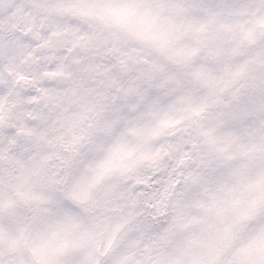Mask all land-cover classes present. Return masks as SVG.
<instances>
[{
  "label": "rangeland",
  "instance_id": "rangeland-1",
  "mask_svg": "<svg viewBox=\"0 0 264 264\" xmlns=\"http://www.w3.org/2000/svg\"><path fill=\"white\" fill-rule=\"evenodd\" d=\"M63 1L36 6L40 13H49L42 15L51 17L47 24L53 38L49 41L39 33V21L35 22L34 16L23 11L16 0H0V64L11 78L30 76V70H36L32 67L20 73L18 69L26 65L25 59L34 61L27 44L30 39L25 35L30 22L45 60L51 57L47 50L69 49L77 43L75 27L68 25L76 10L86 16L84 23L91 26L93 37L98 23L102 24L99 27L104 37H99L101 41L78 65L95 76L96 65L112 62L109 51L115 61L127 57L149 63L148 78H144L143 66L140 70L134 68L138 73L134 91L136 86H148L147 100L152 104L137 103L140 97L147 101L142 95L135 101L129 97L121 103L130 111L131 123L127 124L134 137L133 145L127 124L123 128L115 116L98 113L110 100L109 109H116L112 90L92 97L88 139L79 135L85 121L82 112L60 104L61 90L54 92L53 97L42 91L40 105L44 113L31 115L40 122L35 127L26 126L20 114L12 115L11 125L20 132L18 138L24 147L32 148L35 135L40 132L47 143L54 138L57 149L51 155L65 157L62 165L60 160L51 164L53 173L60 177L45 181L41 168L47 155L40 153L32 161L33 154L20 151L19 159L7 143L15 145V150L23 146L14 144L10 134L0 135V167L5 166L12 174L18 198L17 203L6 202L3 206L12 213L20 204L17 216L9 224L11 230L0 217V264H264V0L246 4L244 0H208L222 2V11H216L214 6L207 10V5L202 6L204 0H199V4L184 0ZM54 10H59L56 15ZM167 10L172 11V17ZM57 15L64 17L62 22L57 21ZM246 20L258 24L259 28L254 27L257 34L250 32ZM110 21L119 26L112 22V28L107 24ZM12 26L23 34L9 35L6 30ZM259 34L261 39L256 40ZM241 41L247 44L242 62L237 59L243 51ZM160 54L177 66L175 73L157 65L153 56ZM51 55L52 71L63 72L58 58L52 52ZM207 59L210 64H205ZM210 65L218 69L215 75L210 73ZM114 82L112 89L115 85L125 89L124 82ZM235 83L224 94H218V86L225 84L229 88ZM159 92H166L163 102ZM48 102L54 107L53 113L45 111L49 109ZM174 125L171 144L175 148H169L167 161H162L163 136ZM182 126L186 128L180 131ZM8 131L14 135L10 127ZM155 159L161 160L156 163L162 171L169 161L172 169L180 166L185 171L196 164L204 170L191 182L189 171L185 172L189 181L187 189L179 188L182 198L172 208V226L165 223L164 229L159 228L158 236L151 242L162 249L157 247L152 252L153 245L136 234L143 230L134 231L136 225L129 228L128 224L131 214L141 213L132 200L135 183L119 180L141 163ZM146 179L159 180L149 174ZM12 188L9 185V195L4 193L3 197L14 198ZM159 197L149 195L148 203L154 205L150 216L161 219L165 208ZM28 225L24 249L14 233L19 234ZM140 244L150 245L143 258H139L143 254L137 249Z\"/></svg>",
  "mask_w": 264,
  "mask_h": 264
},
{
  "label": "flooded vegetation",
  "instance_id": "flooded-vegetation-1",
  "mask_svg": "<svg viewBox=\"0 0 264 264\" xmlns=\"http://www.w3.org/2000/svg\"><path fill=\"white\" fill-rule=\"evenodd\" d=\"M7 1V0H6ZM31 4H34L33 1H30ZM49 2V0L47 1ZM5 8H7L6 4H3ZM2 8V6H1ZM23 11L29 14V12L25 9L22 8ZM30 15V14H29ZM50 22V21H48ZM84 28V27H83ZM18 29V28H16ZM13 28H11V31ZM29 32H27V35ZM52 34L48 35L46 38L47 40L51 41L52 40ZM69 50V49H68ZM120 57V53L118 54ZM83 60H86V57L82 56ZM123 61H115L113 59V55L111 53V60L112 62L109 64L102 63L100 62L98 65L95 66V76L92 74L90 75V78H82L80 81L82 84V96L80 97L79 103L82 104V112L84 107L86 106L87 102L91 100L92 98V93L94 92L95 95L96 93H104L105 95L109 94V92L112 90L115 96V101L113 102L114 105L116 106V109H109L110 106L107 104L111 101H108L106 103V106L103 108V111H98L100 116L103 115H112L115 116L117 119L119 118H129L130 116V111L128 108H126L123 104L125 100L129 97L134 98V101L137 99L138 95H142L146 97V100L150 94V88L148 86H136L137 92L133 94L134 91V81L136 75L138 73H135V70H140V68L143 66L144 70V78H148V70H149V63H139V62H134L132 58L128 59L127 57L121 58ZM157 60V65L160 64V59L159 57H155ZM26 65L19 66V71L20 73H24L27 70L31 69V65L34 64L36 70H30V75L33 76L32 79H28L27 75L20 74V76L16 77L15 79H12L11 83L12 86H10V89L14 92L11 98V104H10V109H12L13 113L12 115L19 116L21 121L27 126L35 127V122L38 121V117H33L31 116L33 113L35 116H39L44 113V107L40 105V99H42V91H46L49 94L52 95L53 93L57 90H70V86H75L79 81H74L71 82L69 80L68 74H66L69 71V68L66 65H63V72H53L49 66V61L47 59L43 60L42 57H37L35 58V62L33 60L25 59ZM134 67H133V65ZM166 68V67H165ZM166 70L173 71V73L176 72L177 66L174 68H166ZM85 73V71L83 72ZM21 77H25V79H21ZM179 79H181V75H179ZM120 81L125 83V89L121 85H115L112 89V85L115 83L114 81ZM149 80V79H148ZM128 84V85H127ZM23 86L24 90H32L34 93L37 95H30L25 94L26 92H21L18 90L17 87ZM7 88L6 86H4ZM163 92H159V99L160 102H163L165 100L166 92L165 95H163ZM164 97V98H163ZM167 97V96H166ZM25 98H27V101H24ZM64 101L69 100L70 96L64 95L63 96ZM63 101V102H64ZM62 101L60 100V103ZM137 103H148L152 104L150 101H144L142 97H140L138 100H136ZM50 103L48 102L47 107L49 109H46V113L48 112H54V107H51L49 105ZM90 105V103H89ZM46 108V106H45ZM51 109V110H50ZM27 110V112H26ZM29 119H34L33 122L28 121ZM14 123V121L12 122ZM36 131V130H35ZM45 131V129H44ZM38 134L36 136H40V133L37 132ZM130 135V133H128ZM148 144L144 145L147 146ZM143 146V147H144ZM145 194V192H144Z\"/></svg>",
  "mask_w": 264,
  "mask_h": 264
},
{
  "label": "trees",
  "instance_id": "trees-1",
  "mask_svg": "<svg viewBox=\"0 0 264 264\" xmlns=\"http://www.w3.org/2000/svg\"><path fill=\"white\" fill-rule=\"evenodd\" d=\"M184 1L187 4H190V3L196 1L199 4V0H184ZM204 2H205V4H202V6L203 5H207L208 6L207 10L210 9L211 7H213V6L215 7L216 11H219V10L222 11V10H224L223 9V3L222 2L221 3H217V4L214 1L209 2L208 0H204ZM79 5L82 6L81 4H79ZM203 9H206V8L203 7ZM197 11H199V10H197ZM78 12H80V11H78ZM78 12L72 13L70 15L71 18H75L76 16L80 15V13L77 14ZM167 14H168L169 17H172V11L167 10ZM258 15L259 14L256 13V16H258ZM37 18L39 19V15H38ZM38 19H37V21H38ZM78 19L81 20V23L87 20L86 16L82 17V14L80 15V18H78ZM222 21L225 22V23H227L225 20H222ZM246 21H247L246 24L249 25L250 32H252L254 35L257 34L256 33V28H259V27H257L258 24H256L253 20H246ZM112 22L113 21H110L107 24H109V26H111L112 28H113V25L114 24L115 25H118L115 22H113L114 24H112ZM92 24H94V23H92ZM119 24H120V22H119ZM101 25H100V23H98V27L97 28L95 27L97 29V32H96V36H94V37L91 34L92 33L91 26H89V24L87 25L90 28V31L87 32V36H86V39L87 40L85 39V41H84V49L83 48L82 49H79L80 51L78 52V57L79 56H82V54L85 55V56L88 55L89 50L91 48H93V46L97 45L99 43V41H101L99 37L104 38V37H102L103 36V31L102 32L100 31V27H102ZM254 27H256V28H254ZM259 38L261 39L260 34L257 35L256 40L259 39ZM245 41H241L240 44L242 45L241 47H242L244 53H247V52H245V47L247 45L246 43H244ZM36 44H39V43H36ZM244 53L242 52L241 55H238L237 56L238 61H241V62L243 61ZM108 56L111 58V51H109ZM210 61H211L210 59H207L205 64H210L209 63ZM81 62H82V59H79V58L77 59L76 62H74V61H68L67 62V65L68 66L73 67V72H71V74H70L71 79H74L75 80V79H80L82 77L78 73L79 71L82 70V67H80L78 65ZM0 80L1 81H5L3 83L4 85L5 84H8L7 81L10 80V78L8 76V73H6L2 69H0ZM225 87H226L225 85H221L219 89H224ZM0 115H2L1 112H0ZM173 135H174V133L168 132L167 133L168 139H172V136ZM184 150H187V149H184ZM190 168L191 169H186L185 171L180 166H178L175 169H172L171 166H170V164H169V162H166L165 163L164 174H163L164 175V179H162L160 182L157 181V180H154V181H150L149 182V183H151V186H150V189L152 190L151 193L152 194H158V196H160L159 198L164 201V208H165L164 214L166 216L161 217V219L159 220V222H157V220L155 221L154 218H151L150 220L147 221V217H145L144 214L146 215L150 211H145V212L144 211H141L143 209L146 210L149 207H153L154 206L152 203L150 205L148 203V196L149 195L146 196L145 198H137V201H138L137 208H138V210L141 211L142 215L140 216V218H138L137 216H129V217H131L134 220H138L137 221V225H139L138 222L143 221L146 218L145 221H147L148 227L146 228V230L143 231V233H140V235H142L143 237H145L146 239H148L152 235V233L149 234V231L151 229H153V228L159 229L161 226L162 227H165L163 225L165 223H167L169 225H170V223H172L171 222L172 221V215H171L172 208H173L174 205L177 204L176 203L177 200L179 198L180 199L182 198V196L179 195V193H180L179 188H182L183 190L187 189V185L186 184L188 183V181H189L188 179L189 178L185 179V172L186 171H189L190 182H191V179L192 178H195V175H198V174L202 173V171L204 170L201 165H197L196 166V164H194L193 167H190ZM160 169H161V167L157 165L156 159H155L154 160V164L151 162L150 164H147L145 167H139L136 170L134 169L132 171V173H130L129 175H127L125 177V183L126 184L129 183V185H130V181L131 182H134L135 183V188L134 189L135 190H139L141 188H144V186L138 185L137 182L138 181L141 182L142 181L141 179H143V177H147L146 176L147 174H149V176H151V177H155L156 175H160L161 174ZM0 175L3 177L4 181L6 182V184H7V182H9L7 185H11V186L13 185L12 175L10 174V172L7 171V169H6L5 166H1L0 167ZM132 176H133V178H130ZM1 204L2 203H1V199H0V206H1ZM120 207H121V205H119L118 208L120 209ZM134 220H130L129 221V224L136 225V224H134ZM155 233L158 234L159 231H156ZM155 236L156 235L153 234L151 237L155 238ZM113 243H115V242H113ZM113 245L115 246V244H113ZM140 247L141 248H137V249L138 250L141 249V254H143V255L142 256L139 255V258L140 257L143 258L144 255H145L144 250L146 249V246L145 245H142L141 246V244H140ZM110 250H111V248H110ZM152 250H153L152 252H154V251L157 250V248L154 246L152 248ZM139 258L138 259H135L134 261L140 260ZM138 262H136V263H138Z\"/></svg>",
  "mask_w": 264,
  "mask_h": 264
},
{
  "label": "water",
  "instance_id": "water-1",
  "mask_svg": "<svg viewBox=\"0 0 264 264\" xmlns=\"http://www.w3.org/2000/svg\"><path fill=\"white\" fill-rule=\"evenodd\" d=\"M39 30L43 33V34H47L48 33V28H47V26H46V24H45V21H42L41 23H40V27H39ZM162 61V63H164L166 66H168V67H171L172 66V64L169 62V61H167V60H161Z\"/></svg>",
  "mask_w": 264,
  "mask_h": 264
}]
</instances>
